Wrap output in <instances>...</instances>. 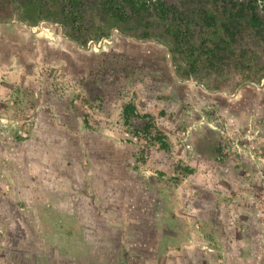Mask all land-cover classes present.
<instances>
[{
    "label": "rangeland",
    "instance_id": "obj_1",
    "mask_svg": "<svg viewBox=\"0 0 264 264\" xmlns=\"http://www.w3.org/2000/svg\"><path fill=\"white\" fill-rule=\"evenodd\" d=\"M132 2L135 15L122 0H0L1 58L11 51L0 84L11 72L13 85L24 89L19 113L9 111L13 97L0 96V138L10 149L32 142L37 118L44 126L50 109V146H85L71 155L81 156L88 175L102 159L116 160L137 181L151 179L166 188L177 212L193 204L201 224L188 214L189 232L196 222L213 240L211 223L217 222L220 244L242 232L230 220L244 215L251 219L249 234L264 236V0H252L256 20L246 0ZM67 16L77 18L74 36ZM38 23L41 31L35 32ZM103 38L110 40L95 46ZM190 64L195 73H188ZM128 104L133 111L126 119ZM148 124L163 133L165 145L153 139ZM208 133L215 157L195 147ZM7 160L0 156V178L15 176L10 167L3 170ZM11 187L12 180L4 183L5 190ZM15 204L24 205L17 199ZM42 206L46 212L51 207L47 201ZM5 218L0 264H32V258L43 264L52 232L30 214ZM23 222L27 230L19 229ZM224 222L229 229H222ZM98 226L91 236L106 238L105 227ZM115 254L113 247L105 252L108 264H115ZM95 259L89 264H97Z\"/></svg>",
    "mask_w": 264,
    "mask_h": 264
},
{
    "label": "crops",
    "instance_id": "obj_2",
    "mask_svg": "<svg viewBox=\"0 0 264 264\" xmlns=\"http://www.w3.org/2000/svg\"><path fill=\"white\" fill-rule=\"evenodd\" d=\"M39 24L40 30H37ZM41 26L38 23L35 30L28 27L40 32ZM10 56L11 51L1 58L0 49V70L8 68ZM10 77L11 72L0 84V96L13 97L15 107L8 106L9 111L19 113L23 109L24 89L21 83H18L19 87L13 85ZM52 118L50 109L44 113V126L40 124L41 118H37L32 129V142L24 140L10 149V143L0 138V156L7 155L9 159L7 163L2 162L3 170L8 171L10 167L15 174L8 175L9 179L0 178L3 186L11 180L15 183V188L8 190L0 185V225L5 223V216L15 213L19 218L24 213L38 217L36 223L40 228L52 232L40 257L43 264H89L94 256L95 263L108 264L110 259L106 260L105 252L112 247L116 250L112 261L115 264H218L220 260L223 264H264V236L249 234L252 228L250 216L246 220L244 215L240 218L233 215L230 222L233 227L240 226L242 232L229 235L220 244L216 242L220 239L215 233L217 222L211 223L213 240L207 239V234H203L199 227L195 228L198 226L196 222L191 224L195 229L189 232L190 218L184 220L188 214L194 218L192 221L198 220L201 224V215L193 204L177 212L174 200L170 201L173 197L166 188L153 185L151 179L140 177L137 181V176L130 171L128 174L124 172V166L117 164L116 160L102 159L91 172L93 177L88 175L89 172L83 170L81 156L71 155L74 148L80 154L85 146H50ZM39 134L46 142L44 146L38 144ZM89 184L91 193L90 188L86 190ZM16 199L25 206L16 205ZM43 201L52 207L48 212L45 211L47 207L42 206ZM45 213L52 216L47 222L42 218ZM92 215H96L102 225H96L97 222L91 220ZM108 215L113 218H107ZM97 226L105 227L106 238L91 236ZM221 227L229 229L227 222ZM19 229L27 230L24 222ZM40 246L37 244V248ZM219 249L224 250L222 255H217ZM32 261L37 264V258ZM10 262L24 264L23 261Z\"/></svg>",
    "mask_w": 264,
    "mask_h": 264
},
{
    "label": "trees",
    "instance_id": "obj_3",
    "mask_svg": "<svg viewBox=\"0 0 264 264\" xmlns=\"http://www.w3.org/2000/svg\"><path fill=\"white\" fill-rule=\"evenodd\" d=\"M122 1H124L125 4H128L130 6V8L132 9V11L134 12V15H135V13L137 12V8L134 6L132 0H122ZM221 1H227V0H221ZM246 2H247L248 13H249L250 18L256 20L257 16L254 12V7L252 6V0H246ZM75 17L79 18L78 14H76ZM77 18H71L68 16L66 17V21L72 22L71 28H70V30L72 31V36L76 35L77 32L79 31V27H78V25H76V22H77L76 19ZM188 73H195V70L193 69L192 64H190V70ZM178 74L180 77H183L179 72H178ZM132 111H133L132 106H130L129 104L126 105L123 109L124 117L127 119L129 113H132ZM148 127H150L152 129L153 139L156 141H159L162 145H165L163 133L153 125L148 124V125H146L145 128H148ZM195 147L199 152L205 153V154L212 156V157L216 156V153H217L216 143L209 136V133L206 136H203V137L201 136L200 138H198L197 141H195Z\"/></svg>",
    "mask_w": 264,
    "mask_h": 264
},
{
    "label": "water",
    "instance_id": "obj_4",
    "mask_svg": "<svg viewBox=\"0 0 264 264\" xmlns=\"http://www.w3.org/2000/svg\"><path fill=\"white\" fill-rule=\"evenodd\" d=\"M37 30H40V24L38 25ZM106 40H110V39H105V38H103V39H101L98 43H96L95 46H97V47H101L102 44H103V42L106 41ZM88 47H90V45H89ZM263 85H264V79L262 80V83H261L260 86H263Z\"/></svg>",
    "mask_w": 264,
    "mask_h": 264
},
{
    "label": "built area",
    "instance_id": "obj_5",
    "mask_svg": "<svg viewBox=\"0 0 264 264\" xmlns=\"http://www.w3.org/2000/svg\"><path fill=\"white\" fill-rule=\"evenodd\" d=\"M2 123H3L2 125L4 126L5 125V122L3 121ZM0 231H1V229H0ZM218 264H223L222 263V260L218 261Z\"/></svg>",
    "mask_w": 264,
    "mask_h": 264
}]
</instances>
